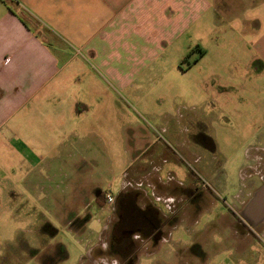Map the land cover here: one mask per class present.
I'll list each match as a JSON object with an SVG mask.
<instances>
[{"label":"rangeland","instance_id":"1","mask_svg":"<svg viewBox=\"0 0 264 264\" xmlns=\"http://www.w3.org/2000/svg\"><path fill=\"white\" fill-rule=\"evenodd\" d=\"M249 10L264 0H221L121 80L96 67L93 132L17 162L0 196V264H264L263 225L241 212L264 173V16ZM178 182L197 195L171 215L162 192Z\"/></svg>","mask_w":264,"mask_h":264},{"label":"crops","instance_id":"2","mask_svg":"<svg viewBox=\"0 0 264 264\" xmlns=\"http://www.w3.org/2000/svg\"><path fill=\"white\" fill-rule=\"evenodd\" d=\"M220 4L221 0H0V196L9 195L17 162L36 165L49 146L62 150L93 132L89 98L96 67L115 80L125 75L119 70L138 72L144 61L157 58L205 11H216ZM205 55L204 50L196 62ZM257 148L264 149V144ZM263 176H253L256 182L243 204ZM152 188L160 192L158 185ZM136 190L134 194L144 195L140 186ZM194 190V183L167 185L162 193L172 197L170 204L175 201L168 206L171 215L178 210L177 200L189 198L191 203ZM261 236L264 242V224Z\"/></svg>","mask_w":264,"mask_h":264},{"label":"water","instance_id":"3","mask_svg":"<svg viewBox=\"0 0 264 264\" xmlns=\"http://www.w3.org/2000/svg\"><path fill=\"white\" fill-rule=\"evenodd\" d=\"M242 215L252 224L261 226L264 223V176L262 184L255 190L254 194L242 208Z\"/></svg>","mask_w":264,"mask_h":264},{"label":"clouds","instance_id":"4","mask_svg":"<svg viewBox=\"0 0 264 264\" xmlns=\"http://www.w3.org/2000/svg\"><path fill=\"white\" fill-rule=\"evenodd\" d=\"M243 16L249 20H256V19H261L262 16H264V10H256V11H245ZM261 23L264 24V19H261ZM231 27L239 30L240 27L242 26V20L240 17H237L233 19L231 22ZM27 227V224H22V225H17L14 226L12 230H6L3 239L8 241L9 243L15 242L16 239V231L20 230L23 231ZM214 239H218L217 236L214 235Z\"/></svg>","mask_w":264,"mask_h":264},{"label":"built area","instance_id":"5","mask_svg":"<svg viewBox=\"0 0 264 264\" xmlns=\"http://www.w3.org/2000/svg\"><path fill=\"white\" fill-rule=\"evenodd\" d=\"M107 199H108V201H112L113 200L112 196H110L109 194H107Z\"/></svg>","mask_w":264,"mask_h":264},{"label":"flooded vegetation","instance_id":"6","mask_svg":"<svg viewBox=\"0 0 264 264\" xmlns=\"http://www.w3.org/2000/svg\"><path fill=\"white\" fill-rule=\"evenodd\" d=\"M127 191V190H126ZM126 193H128V191L126 192ZM128 194H130V192L128 193ZM126 195V194H125ZM124 199V198H123ZM129 201V200H128ZM128 214H131L130 213V211L128 212ZM129 219L131 218V217H129V216H127Z\"/></svg>","mask_w":264,"mask_h":264}]
</instances>
